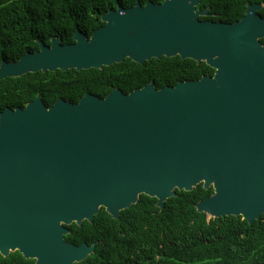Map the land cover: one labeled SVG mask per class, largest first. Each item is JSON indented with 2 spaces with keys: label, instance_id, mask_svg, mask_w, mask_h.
<instances>
[{
  "label": "water",
  "instance_id": "95a60500",
  "mask_svg": "<svg viewBox=\"0 0 264 264\" xmlns=\"http://www.w3.org/2000/svg\"><path fill=\"white\" fill-rule=\"evenodd\" d=\"M199 0L118 5L104 25L73 43L0 62V79L29 72L99 69L125 58L142 64L179 56L205 62L212 75L101 98L84 93L46 106L41 96L0 112V255L35 264H75L94 244L65 241L67 226L113 219L140 195L156 206L201 184L213 193L195 204L212 218L264 214L263 3H246L233 23L203 20Z\"/></svg>",
  "mask_w": 264,
  "mask_h": 264
},
{
  "label": "trees",
  "instance_id": "16d2710c",
  "mask_svg": "<svg viewBox=\"0 0 264 264\" xmlns=\"http://www.w3.org/2000/svg\"><path fill=\"white\" fill-rule=\"evenodd\" d=\"M137 1L143 5L147 1L160 3L163 0H0V62H13L26 52L37 50L36 39L45 42L55 35L66 44L71 42L76 29L89 35L103 24L100 14L118 5L131 7ZM247 2L263 3L258 14L264 17V0H199L196 8L209 7L210 14L200 17L203 20L233 23L244 15ZM261 42L264 44V37ZM212 74L213 69L205 62L196 63L179 56L152 58L142 64L125 58L99 69L29 72L0 79V112L7 107H23L36 94L50 106L58 98L75 103L84 93L103 98L114 87L126 94L150 81L156 88H162ZM175 192V196L165 201L162 210L155 207V198L142 194L121 217L152 218L151 213L159 211L165 220L169 241L166 250L174 254L169 256L170 264H264V214L262 220L252 225L241 220V216L209 218L197 212L195 204L209 194L210 189L199 184L190 191ZM115 222L101 208L91 223L83 221L80 226L75 223L67 226L70 231L64 239L76 245L101 239L100 249L96 251L107 260L99 264H112L108 246ZM0 264H32V260L15 251L7 257L0 255Z\"/></svg>",
  "mask_w": 264,
  "mask_h": 264
},
{
  "label": "flooded vegetation",
  "instance_id": "af4514ba",
  "mask_svg": "<svg viewBox=\"0 0 264 264\" xmlns=\"http://www.w3.org/2000/svg\"><path fill=\"white\" fill-rule=\"evenodd\" d=\"M101 15L102 14H100V17ZM102 23L103 24H101L100 26L104 25V22ZM83 33L87 37L91 35V34L87 35L85 32ZM51 37H49L48 41L45 42L42 41L41 39H36V41L37 42L41 41L44 45L49 46L51 44L50 41ZM59 39H60V43H62L60 37ZM73 42L74 40L72 34L71 42H66V43H73ZM38 49H39V44L37 50ZM37 50L31 52H35ZM208 189H210L211 192L205 195L203 198L210 196L213 193V189L211 187H209ZM154 205L155 207H157L156 198ZM162 209L159 208V210ZM122 213H124V210H121L119 213V217L117 219H114L116 220V222L115 224H113L111 228V236L109 238L110 245L108 246L111 263L112 264H170L169 261L171 260L169 259L170 258L169 256H172L174 254L171 251L166 250L167 248L166 246L169 241L165 234V220L163 219L162 214L159 211L157 212L153 211L151 213L153 214L152 218L138 217V218L128 219V217L122 218L121 217ZM240 218L241 220H244L248 225H252L254 222L262 220L263 215L259 219L253 220L251 223H248L242 217ZM100 241L102 240L96 239L95 241L93 240L90 243H87L86 241H81V243L85 242L88 245L94 244V250L90 255H88V257H90L92 254L94 256H91L92 258L89 259L88 257H86L84 259L85 262L83 264H99L101 260L103 261L107 260L106 257L103 256L101 252L96 251V248H99L98 246L100 244ZM31 260H32V264H35L34 259Z\"/></svg>",
  "mask_w": 264,
  "mask_h": 264
}]
</instances>
